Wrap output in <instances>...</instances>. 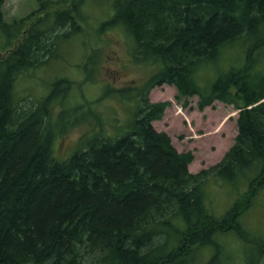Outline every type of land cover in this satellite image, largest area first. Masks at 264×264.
<instances>
[{"label":"trees","instance_id":"1","mask_svg":"<svg viewBox=\"0 0 264 264\" xmlns=\"http://www.w3.org/2000/svg\"><path fill=\"white\" fill-rule=\"evenodd\" d=\"M63 1L69 9L50 23L47 14L26 24L7 20L0 0V264H231L230 235L249 245L243 264L250 255L264 264V233L244 219L264 198V0H111L99 29L121 25L132 59L157 70L113 88L129 111L119 132L102 127L58 159L48 105L23 107L15 83L43 63L60 37L55 28L66 27L64 36L82 29L86 0ZM38 2L45 11L51 0ZM164 83L183 105L196 96L198 109L215 100L239 108L218 162L189 171L193 153L153 127L169 101L148 94ZM58 115L62 125L76 122L85 108ZM209 182L232 194L222 213L206 204Z\"/></svg>","mask_w":264,"mask_h":264},{"label":"rangeland","instance_id":"2","mask_svg":"<svg viewBox=\"0 0 264 264\" xmlns=\"http://www.w3.org/2000/svg\"><path fill=\"white\" fill-rule=\"evenodd\" d=\"M110 1L86 0L82 6L84 20L78 22L82 29L64 36L66 27L55 28L54 32H59L60 37L55 44L47 46L49 48L44 52L47 55L41 57L43 63L16 79L15 90L23 107L31 108L43 100L48 105L49 134L53 135L54 153L58 159L67 157L102 127L111 134L119 132V126L128 120L129 111L112 93L113 88L143 82L157 70L154 64L132 59L130 41L121 25L115 24L108 30L99 29L98 22L110 18ZM51 3L43 11L38 0H5L3 10L7 20L30 18L26 20L29 24L39 19L38 16L48 14L45 22L50 23L58 16L57 12L62 14L70 7L63 0H51ZM2 42L0 37V44ZM227 53L231 54L232 50ZM148 97L151 101H169L162 117L153 120L152 125L158 131H165L178 151L193 153L189 171L196 172L218 162L233 144L239 111L233 104L215 100L198 109L197 97L192 96L183 105L186 99L177 93L174 85L167 83L153 87ZM70 105L84 107L85 117L70 123L71 116H68L69 122L62 125L58 114ZM94 108L101 110L100 116L94 114ZM226 188L206 183L205 200L213 213H222L228 208L232 194H228ZM259 204L250 208L244 219L249 230L264 233V198ZM230 236L224 244L229 262L239 264L240 259L243 264L242 251H249V245ZM250 261L255 264L254 255H250Z\"/></svg>","mask_w":264,"mask_h":264},{"label":"bare ground","instance_id":"3","mask_svg":"<svg viewBox=\"0 0 264 264\" xmlns=\"http://www.w3.org/2000/svg\"><path fill=\"white\" fill-rule=\"evenodd\" d=\"M264 99V98H263ZM236 125H237V123H236ZM193 160V159H192Z\"/></svg>","mask_w":264,"mask_h":264}]
</instances>
